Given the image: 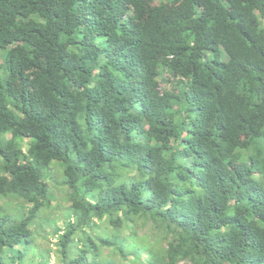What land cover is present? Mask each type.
<instances>
[{
	"label": "trees",
	"instance_id": "trees-1",
	"mask_svg": "<svg viewBox=\"0 0 264 264\" xmlns=\"http://www.w3.org/2000/svg\"><path fill=\"white\" fill-rule=\"evenodd\" d=\"M52 256L264 264V0H0V264Z\"/></svg>",
	"mask_w": 264,
	"mask_h": 264
},
{
	"label": "rangeland",
	"instance_id": "rangeland-1",
	"mask_svg": "<svg viewBox=\"0 0 264 264\" xmlns=\"http://www.w3.org/2000/svg\"><path fill=\"white\" fill-rule=\"evenodd\" d=\"M54 214L62 217L61 213H54ZM51 240H52V242L55 241L53 238H51ZM37 243L42 248H45V249L50 247V240L49 239H44V238L39 237L37 240ZM53 263H54V256H52V258H51V264H53Z\"/></svg>",
	"mask_w": 264,
	"mask_h": 264
}]
</instances>
